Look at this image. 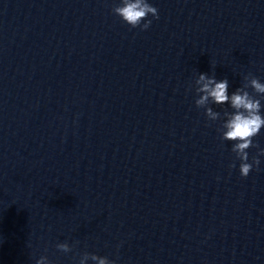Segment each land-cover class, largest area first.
I'll return each instance as SVG.
<instances>
[{"label":"water","instance_id":"1","mask_svg":"<svg viewBox=\"0 0 264 264\" xmlns=\"http://www.w3.org/2000/svg\"><path fill=\"white\" fill-rule=\"evenodd\" d=\"M150 2L142 30L113 0H0V264H264V155L241 176L193 86L264 81V0Z\"/></svg>","mask_w":264,"mask_h":264},{"label":"clouds","instance_id":"2","mask_svg":"<svg viewBox=\"0 0 264 264\" xmlns=\"http://www.w3.org/2000/svg\"><path fill=\"white\" fill-rule=\"evenodd\" d=\"M112 11L114 14L132 28L147 29L151 19H158V9L150 0H113ZM244 83L229 90L227 77L217 78L206 72H198L194 79V90L197 93L194 103L204 110L209 121H219L217 132L221 141H231V151L239 161V173L247 176L254 165L260 164V157L264 155V147L254 141L262 128H264V81L248 73L243 76ZM249 88L252 91H249ZM213 105H220L223 111L215 110ZM256 147L257 155L249 159L247 149ZM235 161L230 167H235ZM63 251L69 250L68 242L56 245ZM91 259L95 264H117V261L108 256L95 252H84L79 259V264H87ZM35 264H51L46 255H40Z\"/></svg>","mask_w":264,"mask_h":264}]
</instances>
